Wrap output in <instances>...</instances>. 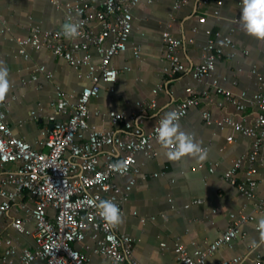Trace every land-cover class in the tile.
<instances>
[{"label":"crops","instance_id":"obj_1","mask_svg":"<svg viewBox=\"0 0 264 264\" xmlns=\"http://www.w3.org/2000/svg\"><path fill=\"white\" fill-rule=\"evenodd\" d=\"M103 1L87 2L90 7L99 9ZM60 2L62 6L56 7L51 0H0V17L7 29L0 35V64L8 68L11 82L2 100L9 103L8 122L14 133L33 147H38L42 132L48 126L47 118L54 113L50 103L55 99L57 86L71 96V101H75L83 87L90 84L86 68L74 69L49 51L27 49L28 59L19 53L17 38L27 36L32 28L48 30L65 25L64 6L78 0ZM174 2L156 0L133 9L134 29L129 47H140L139 57L129 50L114 58L113 66L120 71L118 80L112 84L101 83L99 96L90 103L91 110L101 115L91 116V125L100 130L114 129L125 135L128 132L125 125L112 126L107 115L112 111L136 113L137 103L155 99L158 104L156 111L146 115L136 113L135 116L136 122L150 129L159 115L170 111L191 92H202L206 87L193 79L191 69L201 61L203 48L210 38L208 31L213 35H231L236 45L217 63L212 80L234 93H264V40H257L245 32L240 20L242 0H223L220 16L215 14L214 2L204 5L202 0H191L179 10L174 9ZM166 30L183 43L182 58L187 70L176 76L166 73L168 65L162 40ZM92 54L98 61L96 52L92 51ZM41 66L46 67L51 78L38 70ZM34 76L37 80H33ZM158 87L162 90L154 94ZM222 100L221 95L214 94L212 102L191 109L180 121L182 130L193 134L207 149L205 160L193 157L169 160L158 142L154 144L156 157L149 159L138 155L142 176L138 178L137 187L125 207L126 214L121 215L122 220L116 226L121 233L134 239L136 258L143 264H181L174 252L177 244L192 250V244L197 243L201 249H208L230 226L231 213L255 214V220L243 227L245 239L219 249L209 256L207 264H220L224 259L234 257L252 259L255 255L250 250L252 244H256L257 252L264 256V236L257 229L264 210L257 213L254 202L243 197L224 179L235 161L249 153L253 141L222 123L221 119L227 115L241 116L232 109L227 114L219 109L217 105ZM204 109L209 110L218 122L207 123L202 117ZM34 112L39 116L36 120L32 119ZM254 112L249 109L242 116ZM228 137L233 141L229 142ZM156 173L164 175L154 177ZM256 180V193L262 198L264 151L257 163ZM195 200L201 202L192 204ZM17 218L24 219V213L12 210L1 225L0 264H3L8 239L15 242L18 254L10 256L7 264H20L21 250H35L37 247L33 235L19 232L12 226ZM24 226L34 232L32 222H26ZM86 244L91 245V241L88 239ZM79 248L90 255V264H108L106 259L92 253L85 245Z\"/></svg>","mask_w":264,"mask_h":264},{"label":"built area","instance_id":"obj_2","mask_svg":"<svg viewBox=\"0 0 264 264\" xmlns=\"http://www.w3.org/2000/svg\"><path fill=\"white\" fill-rule=\"evenodd\" d=\"M87 1L78 0L64 6L65 24L79 25L76 37H67L64 26H60L48 30L34 27L27 36L17 38L19 53L25 59L29 58L27 49L49 51L74 69L86 68L90 81L75 101L57 86L55 99L50 103L54 113L47 118L48 126L42 132L38 147L14 133L8 122L9 103L0 99V231L3 220L12 210L23 212L25 218H17L12 226L19 232L33 235L37 242L35 250H21L20 264H90V255L81 251V245L106 259L108 264H143L136 258L134 239L121 233L116 225L107 223L98 214L96 205L100 200H112L119 207L120 215L126 214L125 207L142 176L138 155L149 159L157 156L154 150L156 127L164 115H159L150 129L136 122V113L146 115L157 110L155 99L137 103L136 113L110 112L107 115L109 123L112 126L123 123L128 130L125 135L114 129L100 130L91 125L89 119L101 115L90 108L91 100L100 94L101 83L112 84L118 80L120 71L113 66L114 58L129 50L139 57L140 47H129L134 29L133 9L156 0H104L99 9L90 7ZM190 1L175 0L174 9L179 10ZM51 2L56 7L62 6L60 0ZM210 2L215 3V14L220 16L223 0H202L204 5ZM2 23L0 17V35L7 32ZM207 33L210 38L203 48L201 61L191 69L193 79L206 88L198 94L191 92L171 110L180 114L181 121L191 109L212 102V95L217 94L223 98L217 105L219 109L226 114L232 109L241 115L238 118L227 115L221 121L251 138L253 143L249 153L235 161L224 179L243 197L253 201L255 211L261 213L264 197L257 196L256 174L264 151V93H234L212 80L217 63L236 45L231 35ZM162 40L168 65L166 73L169 76L184 73L187 66L182 58V41L170 30L163 32ZM92 51L98 55V61ZM38 70L52 77L46 67ZM161 90L158 87L154 94ZM249 109L255 112L242 116ZM202 117L207 123L218 122L209 110H202ZM38 118L32 113L33 120ZM227 140L231 142L233 138ZM163 175L156 173L154 177ZM200 202L195 200L192 204ZM230 220L227 230L206 250L197 243L192 244V250L177 244L174 252L180 263L207 264L210 255L246 238L243 227L255 220V214L231 213ZM26 222L34 224V232L25 228ZM88 239L91 245L86 244ZM5 244L3 264H7L10 256L18 254L12 239ZM250 250L255 253L252 259L234 257L220 264H264V256L257 252L258 246L252 244Z\"/></svg>","mask_w":264,"mask_h":264},{"label":"clouds","instance_id":"obj_3","mask_svg":"<svg viewBox=\"0 0 264 264\" xmlns=\"http://www.w3.org/2000/svg\"><path fill=\"white\" fill-rule=\"evenodd\" d=\"M240 20L249 36L264 40V0H242ZM78 29L79 25L75 23L64 25V33L69 38L76 37L79 34ZM10 86L9 70L0 64V99L6 96ZM156 134L157 142L169 160L179 161L185 157H193L202 161L207 158V149L201 146L193 134L182 130L180 114L176 110L164 114L156 127ZM96 207L98 214L107 223L115 226L121 222L120 209L112 200H100ZM258 228L264 236V217L259 219Z\"/></svg>","mask_w":264,"mask_h":264},{"label":"water","instance_id":"obj_4","mask_svg":"<svg viewBox=\"0 0 264 264\" xmlns=\"http://www.w3.org/2000/svg\"><path fill=\"white\" fill-rule=\"evenodd\" d=\"M52 127V126H51Z\"/></svg>","mask_w":264,"mask_h":264}]
</instances>
